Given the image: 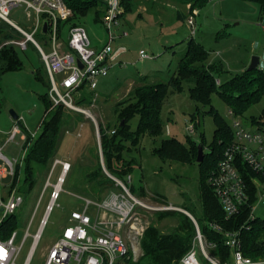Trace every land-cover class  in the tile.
I'll use <instances>...</instances> for the list:
<instances>
[{
  "label": "rangeland",
  "instance_id": "1",
  "mask_svg": "<svg viewBox=\"0 0 264 264\" xmlns=\"http://www.w3.org/2000/svg\"><path fill=\"white\" fill-rule=\"evenodd\" d=\"M121 4L123 12L118 24L113 26L118 37L113 40L112 48L113 53L121 47H125L126 51L120 53L112 62L108 75L99 79L96 89L91 90L86 86L85 92L89 94L83 92L86 97H79L80 100L85 98L83 102H90L89 105L84 103L81 106L89 110L95 120L82 113L78 117L74 114L76 118L71 117L75 124L71 130L65 132L56 157L71 162L74 169L67 177L60 198L49 215L31 264H43L49 247L61 236L63 227L69 223L71 210L83 204L82 197H96L94 199L97 200L104 198V194L100 195V183L89 184L85 173L94 169L99 161L101 169L106 173L107 167L101 157V134L98 136L97 129L100 123L106 129L111 124L109 133L116 128L119 118L115 114L114 106L119 101L135 102L136 99L131 94L134 86L144 82H167L175 73L180 59L186 54L190 40L209 51L206 67L215 66L222 70L216 81L218 85L232 75L245 71L253 56L260 58L259 68H264V9L259 3L247 0H205L200 4H195L194 0H121ZM195 8L198 10L195 15L196 32L192 34L188 18ZM10 17L32 32L37 16L33 11L28 12L25 6H18L11 10ZM75 22L86 28L94 47L101 48L109 42V31L103 22V15L101 18L97 17L94 9L86 16H77ZM64 28L66 38L68 27ZM123 32L128 35L124 36ZM35 38L46 50L51 49L49 32L45 33L41 28ZM16 39L18 38L12 40ZM12 40L4 43L16 45ZM16 48L23 66L21 69L6 72L0 83V143L7 157L21 159L26 149L20 134L13 141L4 144L12 127L19 124L12 118L11 111H15L32 132L39 133V126L45 116L40 95L49 91L50 81L40 52L33 42H29L26 49L19 46ZM142 49L149 58H141ZM37 72L42 79L37 77ZM190 85L192 84L185 82L183 91H169L161 112L164 134L156 138L144 134L137 145L125 141L123 145L120 144V155L123 161L133 164V172L129 173L132 175L129 186L133 188L136 197L148 202H166L178 206L182 210L176 211V220L182 213L189 216L186 213L188 212L200 225L208 226L203 215L200 167L196 160L181 162L162 159L153 152L163 137L177 138L186 144L193 141L198 145L204 140L205 152L209 151L216 124L213 116L207 112L209 107L190 98ZM211 102L228 123L232 124L233 119L238 117L249 129H264V123L259 127L257 122L264 110V95L242 116H235L228 104L216 93L212 94ZM138 119L139 116L136 115L131 120L133 129ZM191 121L195 126L192 132L188 129ZM113 164L116 168L121 167V162L116 160H113ZM59 170L60 167H57L53 182ZM107 171L111 173L108 169ZM25 179L26 167L23 165L17 186L11 189H17L24 198L15 213L18 244H21L28 229L31 235L38 231L51 192V188L45 189L47 174L38 176L30 189ZM0 186L6 193L3 180H0ZM254 214L258 220L264 222V199L256 203ZM191 216L189 217L192 220ZM142 221L145 231L155 224L168 232L175 223V220L173 222L167 218L160 219L157 212L143 213ZM144 233L139 239L126 236L130 248L129 256L135 260L143 253L141 241ZM31 245L32 237H29L22 247L17 264H24ZM199 257L209 264L201 253ZM141 264L149 262L144 259Z\"/></svg>",
  "mask_w": 264,
  "mask_h": 264
},
{
  "label": "built area",
  "instance_id": "2",
  "mask_svg": "<svg viewBox=\"0 0 264 264\" xmlns=\"http://www.w3.org/2000/svg\"><path fill=\"white\" fill-rule=\"evenodd\" d=\"M102 1L107 4L103 22L109 31V42L97 48L92 45L90 36L83 25L71 27L66 39L63 40L60 37L59 22L72 15L71 9L64 0H0V20L10 23L24 35V39L12 40L13 43L26 49L28 43L33 42L39 50L49 76V96L53 105L64 104L74 111L89 115L94 120L93 114L76 100L81 96L84 86L91 90L96 89L99 79L108 75L114 57L112 42L118 37L113 31V26L118 24L123 12L121 0ZM18 6H25L28 12L33 11L36 14V24L32 32L11 19V10ZM197 12V8L193 9L188 18L192 34L196 32ZM45 22L48 23L47 32L51 34L50 50H46L35 38V34L41 28L43 29ZM123 35L127 36L128 33L123 32ZM140 56L142 59L149 58L143 49L140 50ZM78 61L82 62V67ZM231 126L233 140L225 147L208 181L227 220L238 218L244 211L248 213L247 219L235 229H225L217 222L207 221V227L211 231L222 234L223 245L229 249V253L223 256L219 253L218 242L210 241L203 233L198 220L192 216L195 234L189 250L178 264H206L199 257V253L209 264H264V254L255 257L245 254L242 238L243 231L252 230L253 222L257 219L254 214L256 203L264 199V129H249L238 117L233 119ZM188 129L191 132L195 130L194 122ZM21 132L20 126L15 124L8 142L13 141ZM97 133L100 136L99 129ZM23 157L24 155L21 159L7 157L0 145V180L9 176L13 177L17 164L22 163ZM101 157L104 162L102 152ZM57 167H60V170L53 182ZM71 169V162L58 157L54 158L45 184V189L51 188L50 201L38 231L31 235L28 229L21 244L17 243L16 230L8 238L0 239V250H2L0 264H17L22 247L28 238L32 237V245L24 262V264H31V258L48 223L49 215L60 198ZM246 169H251L258 174L252 178L251 182H248L246 177ZM105 171L113 179L117 189L109 191L101 200L91 197L81 198L83 208L71 210L69 223L63 227L61 236L49 247L43 264H115L120 257L129 254L130 248L126 236L139 239L144 233L143 213L182 210L170 203L148 202L136 197L129 186L132 181L131 174L123 180L109 173L107 169ZM252 186L255 187L257 196V201L253 203L251 202ZM23 201V195L17 189L5 195L0 187V224L6 217L15 214ZM92 206L98 211L109 212L113 215V219L106 223L99 219V216L94 218L90 210Z\"/></svg>",
  "mask_w": 264,
  "mask_h": 264
},
{
  "label": "trees",
  "instance_id": "3",
  "mask_svg": "<svg viewBox=\"0 0 264 264\" xmlns=\"http://www.w3.org/2000/svg\"><path fill=\"white\" fill-rule=\"evenodd\" d=\"M72 15L61 20L58 24L59 35L64 37V27L69 29L75 25H82L75 22L77 16H86L92 9L96 11L97 17L101 18L106 14L107 4L102 0H64ZM125 0H123L124 2ZM205 0H194L195 4L203 3ZM259 3L264 9V0H247ZM127 6V5H126ZM97 9V10H96ZM69 25V26H67ZM24 36L21 31L10 23L0 20V83L3 75L12 70L21 69L23 62L17 51V45L6 42ZM5 42V43H4ZM209 51L201 44L190 40L188 49L183 58L180 59L175 73L167 82H144L134 86L131 94L135 97V102L119 101L114 106L115 114L119 121L115 132L109 133V128L99 124L101 134L102 153L104 163L107 169L114 176L125 179L127 174L133 172V164L123 161L120 155V144L129 141L137 145L144 134L156 138L164 134L161 112L163 105L168 97L169 91L181 92L184 90V83L189 82L188 93L191 99L204 106H208L207 111L213 116L216 124L213 141L210 143L209 151L205 152V141L201 142L204 147V160L197 162L198 144L189 141L187 144L177 138H162L160 145L154 147V154L162 159H170L181 162H193L196 160L200 169V196L203 205V215L205 221H214L221 224L225 229L238 228L247 219L248 213H244L236 219L227 220L225 212L215 195L209 181L211 171L217 166L222 157L225 147L233 140V128L222 115L214 108L211 102L212 94L216 93L229 106L235 116H242L253 105L258 103L264 95V68L254 70H245L242 73L232 75L229 79L217 84L218 74L222 70L215 66L206 67ZM37 77H42L37 72ZM50 81V80H49ZM50 89V85H49ZM85 86L82 89L81 96H85ZM86 95L89 92H85ZM80 96V97H81ZM86 97V96H85ZM82 98V97H81ZM44 104L45 116L39 126V133H31L23 124L21 118L17 120L21 130L26 134L24 142L25 154L21 164H17L15 175L11 183V188L17 186L18 176L21 173V167H26V182L28 188H32L35 180L40 175L48 174L54 158L62 142L65 132L73 128L75 122L71 117L82 115L81 112L74 111L64 104L53 105L49 96V91L40 95ZM78 97V104L89 105L90 102L84 101ZM76 116H75V115ZM139 116L136 127L133 129L131 120ZM255 120L254 116H251ZM124 121V123H122ZM258 126L262 127L264 123V110L257 121ZM111 130V131H112ZM100 160V159H99ZM113 160L121 162V167H114ZM74 169V168H73ZM71 172L69 175L73 172ZM101 169L100 161L94 169L85 173L87 182H99L102 195L107 193L110 188H115V182ZM248 182L258 176L251 169H246ZM68 175V176H69ZM133 188H131V191ZM11 189L9 190V192ZM133 192V191H132ZM101 195V194H100ZM96 198V197H94ZM257 196L255 187L251 189V202H256ZM177 210H168L157 212L160 219L167 218L175 223L173 228L165 232L155 224L150 225L142 238V255L135 260L129 254L120 257L115 264H141L142 260L147 259L149 264H178L182 256L189 250L194 234L195 226L189 216L182 213V216L176 220ZM200 224V223H199ZM203 233L210 241L218 242L219 253L223 256L229 253L223 245V236L218 232L211 231L206 225L201 224ZM15 214L6 217L0 224V239L8 238L15 230ZM243 251L249 256H259L264 254V222L256 219L253 222L252 230H246L242 233Z\"/></svg>",
  "mask_w": 264,
  "mask_h": 264
},
{
  "label": "crops",
  "instance_id": "4",
  "mask_svg": "<svg viewBox=\"0 0 264 264\" xmlns=\"http://www.w3.org/2000/svg\"><path fill=\"white\" fill-rule=\"evenodd\" d=\"M64 40V39H63ZM124 51H126V48L125 47H121V48H119L116 52H114V57L112 58V62L118 57V55L120 54V53H122V52H124ZM113 64V63H112ZM22 120V119H21ZM28 128V127H27ZM28 130L31 132V133H34V132H32V130H30L29 128H28ZM18 134H20L21 135V139L25 142V133L22 131L21 133H18ZM17 134V135H18ZM16 135V136H17ZM16 138V137H15ZM6 141V142H5ZM4 141V144H7V143H9L8 142V138L6 139ZM0 145H1V143H0ZM2 147H3V145H1ZM0 163H1V160H0ZM12 178L13 177H11V176H9V177H7V178H5V179H3V184H4V189H6V193H8L9 192V190L10 189H12L11 188V183H12ZM1 187V186H0ZM2 189V188H1ZM115 189H117V187H116V185H115V188L113 187V188H110L108 191H107V193L105 194L104 193V195H103V197H105L108 193H109V191H111V190H115ZM2 191H3V189H2ZM3 193H4V191H3ZM6 193H4V194H6ZM102 195V194H101ZM83 208V204L81 205V207H79V208H77V209H82ZM90 210H91V214H92V216L94 217V218H96L97 216H99V219H102L104 222H109V221H111L112 219H113V215H111L109 212H106V211H98L94 206H92L91 208H90Z\"/></svg>",
  "mask_w": 264,
  "mask_h": 264
},
{
  "label": "water",
  "instance_id": "5",
  "mask_svg": "<svg viewBox=\"0 0 264 264\" xmlns=\"http://www.w3.org/2000/svg\"><path fill=\"white\" fill-rule=\"evenodd\" d=\"M43 31L46 33L48 31V23L45 22L44 23V27H43ZM79 65L82 67L83 64L81 61H78ZM260 65V58L258 56H253L252 61L250 66L247 68V70H254V69H258ZM11 115L12 118L14 120H18L20 118V116L15 112V111H11ZM122 123H124V121H122ZM103 155V153H102ZM204 147L202 146V144L198 145V155H197V162L201 163L204 160ZM106 170V169H105ZM189 216H191V214H189L188 212H186ZM192 217V216H191Z\"/></svg>",
  "mask_w": 264,
  "mask_h": 264
},
{
  "label": "snow or ice",
  "instance_id": "6",
  "mask_svg": "<svg viewBox=\"0 0 264 264\" xmlns=\"http://www.w3.org/2000/svg\"><path fill=\"white\" fill-rule=\"evenodd\" d=\"M0 255H2V250H0Z\"/></svg>",
  "mask_w": 264,
  "mask_h": 264
}]
</instances>
